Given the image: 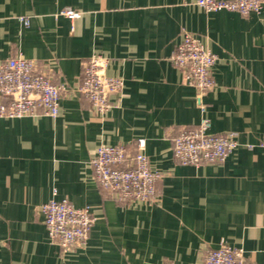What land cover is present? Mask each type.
Masks as SVG:
<instances>
[{"label":"crops","instance_id":"0c3cea01","mask_svg":"<svg viewBox=\"0 0 264 264\" xmlns=\"http://www.w3.org/2000/svg\"><path fill=\"white\" fill-rule=\"evenodd\" d=\"M64 7L81 16L61 15ZM183 30L216 56L205 114L210 132L233 131L238 143L221 163L182 165L172 153L179 129L202 116L170 59ZM92 54L123 82L103 112L78 91ZM13 55L67 90L56 117L0 118V264H203L220 241L264 264V2L241 15L195 0H0V60ZM138 138L161 173L158 195L120 204L88 162L100 144L133 155ZM51 198L89 207L84 247L49 240L39 208Z\"/></svg>","mask_w":264,"mask_h":264},{"label":"built area","instance_id":"2783aa9c","mask_svg":"<svg viewBox=\"0 0 264 264\" xmlns=\"http://www.w3.org/2000/svg\"><path fill=\"white\" fill-rule=\"evenodd\" d=\"M264 0H195L205 11L228 10L241 15L259 12ZM60 14L77 19L81 12L64 7ZM180 69L184 81L193 86L194 98L201 111V119L191 127H181L173 142L172 153L182 165L199 166L221 163L238 145L233 131L210 132L203 97L214 81L211 68L216 56L198 37L183 30L180 41L170 57ZM108 60L92 54L82 61L78 91L91 108L103 112L111 103L110 95L120 94L123 82L104 73ZM66 85L52 79L31 59L13 55L0 60V118L56 117L59 101ZM137 151L129 154L123 144H100L89 159V167L97 183L108 189L120 204L135 201L152 203L157 197L156 182L161 173L150 167L144 153L145 141L136 139ZM40 212L49 240L62 251H73L86 245L94 223L89 207H75L69 200L51 198L40 205ZM203 264H246L244 251L220 241L217 247L207 248Z\"/></svg>","mask_w":264,"mask_h":264}]
</instances>
